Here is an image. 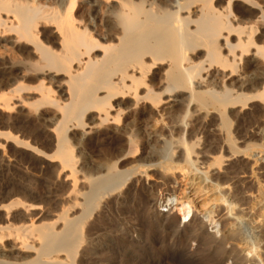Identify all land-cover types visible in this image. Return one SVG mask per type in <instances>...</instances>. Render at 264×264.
Returning a JSON list of instances; mask_svg holds the SVG:
<instances>
[{
  "label": "bare ground",
  "instance_id": "obj_1",
  "mask_svg": "<svg viewBox=\"0 0 264 264\" xmlns=\"http://www.w3.org/2000/svg\"><path fill=\"white\" fill-rule=\"evenodd\" d=\"M9 141L45 169L0 160V264H264V0H0ZM172 179L223 203L219 239L175 200L128 239Z\"/></svg>",
  "mask_w": 264,
  "mask_h": 264
},
{
  "label": "rangeland",
  "instance_id": "obj_2",
  "mask_svg": "<svg viewBox=\"0 0 264 264\" xmlns=\"http://www.w3.org/2000/svg\"><path fill=\"white\" fill-rule=\"evenodd\" d=\"M19 109H20V107L18 106L16 108V112L14 111L12 113V115H14V116L19 115V114H17V111ZM262 133H263V131H262ZM29 140H33V138L30 137ZM36 142L38 144H40V140H36ZM13 144H14L13 142L9 141V142L5 143V147L0 148V160L9 166L14 164L15 160L18 158H23V159L27 160V164L24 166L25 169L23 168L24 174H27V176H29V177L31 176L30 178L32 180H39L40 179L39 176L41 174L39 172V170L45 169V164L42 163L38 157L31 155L28 152H25V151H22L21 149H19L21 151L20 152L18 149H16L14 147ZM25 153H27V154H25ZM37 174H39V175H37ZM240 176H242V175H240ZM0 178L3 179V177H1V176H0ZM177 178L181 179L180 175H177ZM148 181H152V180H147V182ZM169 184H170V189H172L171 193H173V195L170 196L169 201H166V199H168L167 196H165V195L161 196V194H160L161 191L159 190V188L161 186H159V188L155 189V191H154L155 193L153 194V196L150 199H148L147 204H145L143 207L136 206V204L135 205L130 204L127 207V213H125L124 217L126 218L129 215L127 217V218H129L128 220H130V222H128L129 223L128 225L133 226L127 234L128 239H131V238H133L134 240L137 239L135 229H139V226H138V223L135 220H133L134 218H132V220H131V217H133L132 212L134 210H136V209L138 210L139 208H141V210L143 211V216H145V217H143L144 219L142 218V220L144 221L142 223L145 225L148 224V222L150 221V217L155 216L156 214L161 216V217H165V216L167 217L169 215H173V216H175V218L177 220L181 221L182 215L178 211V207L180 206L179 204H181L183 201H185L186 203L188 202L189 203L188 205L191 207L189 219H187V221L184 223L189 229L188 232L193 233V234L197 233L198 235L200 234L203 237L206 235L205 237L207 239H219V237L221 236V233L218 231L220 228V221L226 216L225 214L227 213L226 212L227 209H225V206L223 205V203L220 201L219 202H216V201L213 202V196H211V194H212L211 192L206 193V194L205 193H197V191L189 192L188 190H190V188H188L187 184L180 183L178 181L173 182V179L171 180V183H169ZM136 186L139 188L138 183ZM32 188H33L32 189L33 193L35 195L39 196V194L41 193L42 190L37 185V183L33 184ZM162 188H163V186H162ZM182 189H185V191H186V192L184 191L183 194L181 193ZM171 193L169 192L168 194H171ZM164 198H165V201H164ZM206 198H209L210 200L208 201L206 206H203V202L205 201ZM174 200L176 202H178V203L180 202V203L176 204V202ZM184 205H186V204L184 203ZM116 206L117 205H115V207ZM207 207H208V209L206 210ZM209 208L212 211L215 210V213L212 212L210 214V215H212V217L208 215L209 214ZM147 216H148V219L146 218ZM192 216H193V218L190 219ZM132 221L134 224L132 223ZM176 228L178 230H181L182 226H177ZM169 242H171V241H169ZM195 246H196V242H194V241L190 242L189 245H186V246L184 244V247H186L188 254L192 252V250H193V248H195ZM230 247H231V245H229L227 243L223 245V248L226 250L230 249ZM174 250L176 251L177 248H174V247L170 248L169 252L174 253L175 252ZM239 254H240L239 256H242L248 260H251V264H253V263L254 264H262V262L260 261L259 258H257L258 260L257 259L254 260V252L248 253L245 251H240ZM136 255H138V253H136ZM225 264H231V261L230 260L225 261ZM248 264H250V263L248 262Z\"/></svg>",
  "mask_w": 264,
  "mask_h": 264
}]
</instances>
